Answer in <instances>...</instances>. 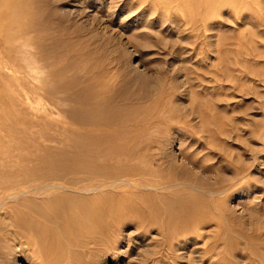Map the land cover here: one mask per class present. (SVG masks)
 <instances>
[{"label":"rangeland","instance_id":"374dc122","mask_svg":"<svg viewBox=\"0 0 264 264\" xmlns=\"http://www.w3.org/2000/svg\"><path fill=\"white\" fill-rule=\"evenodd\" d=\"M0 53V174L74 151L56 84L133 122L118 164L138 176L70 264H264V0H0ZM24 258L0 240V264Z\"/></svg>","mask_w":264,"mask_h":264},{"label":"bare ground","instance_id":"6f19581e","mask_svg":"<svg viewBox=\"0 0 264 264\" xmlns=\"http://www.w3.org/2000/svg\"><path fill=\"white\" fill-rule=\"evenodd\" d=\"M4 57L0 53V64ZM2 67L0 65V71ZM67 86L56 84L57 91L63 96H52L54 105H51L63 113L66 111L63 106L69 101L77 98L75 103L81 105L74 110V124L60 130L63 138L73 143L74 151L61 148L50 152L46 148L43 155H31L30 161L34 165L30 164L32 167L19 179L15 175L0 174L3 193H0V240L10 252L25 254L24 261L33 264H45L47 255L70 264L74 255L77 258L79 251L96 241L93 235L105 227L111 231L107 218L124 196L117 190L133 186L131 179L138 176L134 168L118 164L128 155V151L122 152L120 148L128 147L136 139L124 135V131L133 129V122L110 116V113L121 112L118 107H109L112 98L87 99L84 91L74 96L66 93ZM29 137L33 138L34 133L31 132ZM179 193L180 197L176 193L168 196L149 193V196L173 205L194 202V195L189 190ZM73 237L79 240L75 249L71 245Z\"/></svg>","mask_w":264,"mask_h":264}]
</instances>
